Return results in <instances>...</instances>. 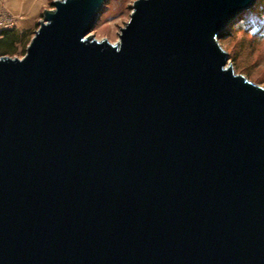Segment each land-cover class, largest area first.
<instances>
[{
  "label": "water",
  "instance_id": "95a60500",
  "mask_svg": "<svg viewBox=\"0 0 264 264\" xmlns=\"http://www.w3.org/2000/svg\"><path fill=\"white\" fill-rule=\"evenodd\" d=\"M256 1L137 0L116 46L60 0L0 56V264H264V88L218 43Z\"/></svg>",
  "mask_w": 264,
  "mask_h": 264
},
{
  "label": "rangeland",
  "instance_id": "374dc122",
  "mask_svg": "<svg viewBox=\"0 0 264 264\" xmlns=\"http://www.w3.org/2000/svg\"><path fill=\"white\" fill-rule=\"evenodd\" d=\"M56 1L60 0H0V27L15 29L19 34L15 54L4 57L21 60L25 56L29 41L44 22L43 13L53 11ZM135 1L106 0L100 24L89 36L98 42L118 44ZM225 36L218 43L228 55L227 65L236 75L264 88V0H257L255 9L244 12L242 22L226 31Z\"/></svg>",
  "mask_w": 264,
  "mask_h": 264
},
{
  "label": "trees",
  "instance_id": "16d2710c",
  "mask_svg": "<svg viewBox=\"0 0 264 264\" xmlns=\"http://www.w3.org/2000/svg\"><path fill=\"white\" fill-rule=\"evenodd\" d=\"M225 32L221 34V38L225 35ZM18 40L19 34L15 29L2 30L0 32V56L4 57L15 54Z\"/></svg>",
  "mask_w": 264,
  "mask_h": 264
},
{
  "label": "bare ground",
  "instance_id": "6f19581e",
  "mask_svg": "<svg viewBox=\"0 0 264 264\" xmlns=\"http://www.w3.org/2000/svg\"><path fill=\"white\" fill-rule=\"evenodd\" d=\"M88 38H92V37L88 36ZM118 44H119V43H118ZM118 44H114V45H116V46H117Z\"/></svg>",
  "mask_w": 264,
  "mask_h": 264
},
{
  "label": "built area",
  "instance_id": "2783aa9c",
  "mask_svg": "<svg viewBox=\"0 0 264 264\" xmlns=\"http://www.w3.org/2000/svg\"><path fill=\"white\" fill-rule=\"evenodd\" d=\"M4 30V29H3ZM2 31V28L0 27V32Z\"/></svg>",
  "mask_w": 264,
  "mask_h": 264
}]
</instances>
